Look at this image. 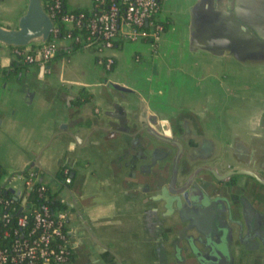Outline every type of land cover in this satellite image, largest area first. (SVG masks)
Segmentation results:
<instances>
[{"label": "crops", "instance_id": "0c3cea01", "mask_svg": "<svg viewBox=\"0 0 264 264\" xmlns=\"http://www.w3.org/2000/svg\"><path fill=\"white\" fill-rule=\"evenodd\" d=\"M63 1L67 9L92 7ZM25 6L0 0V24L15 27ZM243 15L264 26V0H159L166 28L154 44L121 40L105 50L110 69L89 49L70 50L64 37L44 71L35 63L14 69V48L0 43V184L13 190V177L32 169L66 203L73 264H179L175 211L159 196L161 188L178 190L182 180L170 177L191 147L200 156L185 170L189 182L232 167L264 181V27L249 31ZM80 91L89 100L76 102ZM102 119L117 128L101 131ZM165 127L174 140L178 128L182 144L178 151L151 138L170 149L164 167L129 161L136 136ZM60 166L71 168L68 187L55 182Z\"/></svg>", "mask_w": 264, "mask_h": 264}, {"label": "built area", "instance_id": "2783aa9c", "mask_svg": "<svg viewBox=\"0 0 264 264\" xmlns=\"http://www.w3.org/2000/svg\"><path fill=\"white\" fill-rule=\"evenodd\" d=\"M120 2L123 4V10L119 16L118 7L112 2L106 9H99L97 15L85 21L87 27L85 32L80 30L83 22L82 12L66 11L61 16L68 29H76L74 33L67 30L62 37L69 39L70 42H77L80 48L94 52L97 61L106 69L113 60L105 50L113 47L115 41L118 43L121 40L142 38L156 40L161 32V25L152 19V15L158 18L156 0H120ZM58 6L59 0H52L49 8ZM48 14L51 17L49 12ZM56 31L53 22L51 34L46 41L32 42L14 48V54L20 55L26 62L37 64L39 70L44 71L46 62L57 52L56 42L61 37H56ZM63 171L66 172L67 169L64 168ZM12 180L16 182L12 187L17 189H13L12 193L22 199L17 210L24 209V212L10 228L5 226L9 212H0V225H2L0 226V264H71L72 251L66 231L67 208H59L51 213L45 203L34 204L32 201L24 208L28 190L36 184L37 195H40L47 185L32 169L18 174ZM64 181H69V177H64ZM11 201L10 198L0 197V203L3 205L11 204L10 210L15 209Z\"/></svg>", "mask_w": 264, "mask_h": 264}, {"label": "flooded vegetation", "instance_id": "af4514ba", "mask_svg": "<svg viewBox=\"0 0 264 264\" xmlns=\"http://www.w3.org/2000/svg\"><path fill=\"white\" fill-rule=\"evenodd\" d=\"M173 130L178 133L173 132L178 136L177 140H181L180 130ZM195 138L196 135L189 134L187 142L192 143ZM198 156L200 152L194 147L186 150L179 159V173H185L192 160ZM230 169L239 168H228L226 172ZM214 175L211 180L201 178L206 187L199 191L204 195L188 190L189 183L186 199L183 186L178 193L173 194L176 198L167 197L164 200L165 207L175 211L172 214L175 217L172 224L175 234L171 243L177 263L264 264L263 182L256 178L252 181L242 180L239 173L222 178Z\"/></svg>", "mask_w": 264, "mask_h": 264}, {"label": "water", "instance_id": "95a60500", "mask_svg": "<svg viewBox=\"0 0 264 264\" xmlns=\"http://www.w3.org/2000/svg\"><path fill=\"white\" fill-rule=\"evenodd\" d=\"M257 3H262L263 0H256ZM259 15V14H258ZM256 18V17H255ZM252 17H247V15H243V17L239 18V22L245 26L249 31L261 34V31L263 30V24L262 22L256 23ZM53 28V20L48 14V12L44 9L42 0H26V6L23 12L18 16L16 26L15 27H6L0 24V43L7 45V46H25L32 42H44L46 41L50 34L51 30ZM222 40L227 41V37H224L221 35ZM225 45V44H224ZM118 107V106H117ZM125 115V112H124ZM123 118L119 117L122 120L129 119L128 116H124ZM83 121V120H81ZM119 121V120H118ZM81 123V122H80ZM153 123V121H152ZM101 131L108 130V128H117V123H115L113 120L105 119L101 121ZM83 126V123H81ZM134 125V124H132ZM108 127V128H107ZM148 132V131H147ZM148 135L145 134H139L138 137L136 136L133 140L135 142V145H137L136 151L132 152L134 154L130 157V162H133L134 160H141L145 161L146 159L151 164L157 165V162H161L164 160L163 167L166 165L165 159L168 158L170 154V149L167 148L165 145H159V144H151V138H155L161 142H173L176 147L178 148V151L181 149V144L178 140L172 139L169 134L168 127H165L162 129L161 132H148ZM97 135V134H96ZM125 138V137H124ZM129 144V143H128ZM145 151H148L145 152ZM178 154V153H177ZM177 154H174L172 157V161H175L177 158ZM210 171L215 174L218 178H222L225 175L231 174V173H239V174H246L248 176L254 177L257 180H260L258 176H256L253 172L249 170L244 169H230L226 173L218 175L215 173L213 169H210ZM70 175H72V172H70ZM214 175V176H215ZM190 176H184V173H180L178 176L175 174V171L172 172L170 181L172 183L176 182L177 178L181 181L180 186L177 188L178 190L172 194L165 191V188H161L160 190V199L167 200L168 198L174 197L173 194L178 193L181 188L186 184H191L188 190L192 191H198L199 194L201 193L204 195L199 189L202 188V190L206 187L203 183L199 185L189 182ZM217 177H215L217 179ZM220 180V179H218ZM261 182H264L263 180H260ZM10 191H13L11 188H7ZM186 189L183 188V196L186 199ZM196 195V194H195ZM176 198V196L174 197ZM198 206H201V204H198Z\"/></svg>", "mask_w": 264, "mask_h": 264}, {"label": "trees", "instance_id": "16d2710c", "mask_svg": "<svg viewBox=\"0 0 264 264\" xmlns=\"http://www.w3.org/2000/svg\"><path fill=\"white\" fill-rule=\"evenodd\" d=\"M52 0H43V7L44 9L51 14V18L55 24V27L57 29L56 31V37H62L65 35L66 31L69 30L70 33H74L76 31L75 28L73 29H68L67 24L61 20V16L63 13L66 11H72V12H82L83 13V22L80 26V30L85 32L87 30V27L85 25V21L90 18L93 15H97V13L100 11L99 9H106L110 3H115L118 7V16L123 10V4L120 2V0H92V7L90 9L87 8H75V9H67L64 5L63 0H59V6L57 8H49L51 5ZM96 3V4H95ZM157 3V9L159 8V0H156ZM152 19L156 22H158L161 25V30L165 29L167 26V21L166 20H161L159 18H156V16L152 15ZM145 39L151 43L154 44L155 40H152L150 38H142ZM117 41L114 42V45L116 44ZM70 50L71 49H79L80 45L77 42H71L70 43ZM12 48H20L21 46H10ZM57 53V52H56ZM15 60L12 62L14 65V69L25 67L26 64L29 62L24 61L21 59L20 55H15ZM103 59V58H102ZM113 62H111L110 67L112 66ZM90 94L84 91H80L78 97L76 98V102H83L86 100H89ZM65 166H60L56 173H55V182L57 186H65L68 187L71 182V175L70 171L71 168L67 167V171L64 172ZM2 174V167L0 166V175ZM64 177H69V181H64ZM47 188L41 192L40 195H37V190L36 187L37 185L34 184L29 190L28 193L26 194V199L24 201V208L28 205L29 202H34V204L38 203H45L48 206V209L51 213H53L56 209L59 208H66V203L59 198L54 191H51L50 186L46 183ZM0 197L3 198H10L12 201V205L15 206V209L10 210V205H3L0 203V212L3 211H8V221L5 223V226L10 228L14 226L16 219L20 216L21 213L24 212L23 210L18 211L19 205H21V197L15 196L12 191L2 187L0 185ZM26 212V210H25ZM2 226V225H0ZM21 230H25L24 228H21ZM72 257V256H71ZM71 264H73L71 262ZM77 264H84V263H77Z\"/></svg>", "mask_w": 264, "mask_h": 264}, {"label": "rangeland", "instance_id": "374dc122", "mask_svg": "<svg viewBox=\"0 0 264 264\" xmlns=\"http://www.w3.org/2000/svg\"><path fill=\"white\" fill-rule=\"evenodd\" d=\"M124 41H126V40H124ZM222 90V89H221ZM227 101V100H226ZM226 107H231L230 105H229V103L226 105ZM3 171H4V169L2 168V173H3Z\"/></svg>", "mask_w": 264, "mask_h": 264}]
</instances>
